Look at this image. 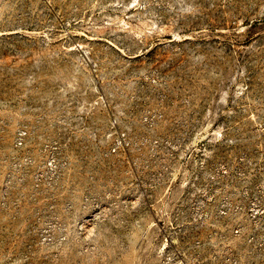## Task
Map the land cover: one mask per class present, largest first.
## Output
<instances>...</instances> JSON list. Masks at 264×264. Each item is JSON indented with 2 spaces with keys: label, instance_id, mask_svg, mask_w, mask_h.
<instances>
[{
  "label": "rangeland",
  "instance_id": "obj_1",
  "mask_svg": "<svg viewBox=\"0 0 264 264\" xmlns=\"http://www.w3.org/2000/svg\"><path fill=\"white\" fill-rule=\"evenodd\" d=\"M0 264H264V0H0Z\"/></svg>",
  "mask_w": 264,
  "mask_h": 264
}]
</instances>
